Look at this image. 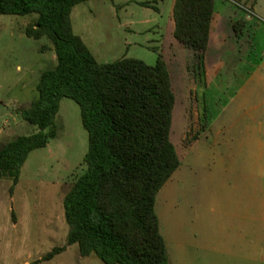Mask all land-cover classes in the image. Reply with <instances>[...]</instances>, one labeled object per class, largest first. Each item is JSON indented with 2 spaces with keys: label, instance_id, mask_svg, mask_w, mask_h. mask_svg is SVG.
Instances as JSON below:
<instances>
[{
  "label": "rangeland",
  "instance_id": "obj_1",
  "mask_svg": "<svg viewBox=\"0 0 264 264\" xmlns=\"http://www.w3.org/2000/svg\"><path fill=\"white\" fill-rule=\"evenodd\" d=\"M175 1L91 0L73 9L72 27L101 64L129 58L155 66L162 55L168 65L176 95L171 140L182 165L156 212L170 264H264L254 243L256 198L264 204V0H221L236 11L235 23L253 19L207 50L198 78L195 52L174 37ZM36 18L0 15V144L39 132L23 111L58 60L50 39L26 36ZM56 127L48 146L30 154L13 192L10 178L0 182V264H104L67 245L64 200L86 171L89 149L75 101L62 100ZM54 249L63 250L42 261Z\"/></svg>",
  "mask_w": 264,
  "mask_h": 264
},
{
  "label": "trees",
  "instance_id": "obj_2",
  "mask_svg": "<svg viewBox=\"0 0 264 264\" xmlns=\"http://www.w3.org/2000/svg\"><path fill=\"white\" fill-rule=\"evenodd\" d=\"M89 1L0 0V15L37 17L25 34L50 39L58 60L41 76L38 99L23 111L39 132L0 144V182L10 178L15 190L30 154L57 136L61 102L71 99L81 108L89 149L86 171L64 200L67 245L104 264H170L156 202L182 165L171 140L176 104L171 74L162 55L155 66L129 58L99 63L71 21L73 9ZM215 9L216 0H176L173 8L174 37L195 52L196 78L205 73ZM245 26L241 20L234 29L240 34Z\"/></svg>",
  "mask_w": 264,
  "mask_h": 264
},
{
  "label": "crops",
  "instance_id": "obj_3",
  "mask_svg": "<svg viewBox=\"0 0 264 264\" xmlns=\"http://www.w3.org/2000/svg\"><path fill=\"white\" fill-rule=\"evenodd\" d=\"M230 2H222L221 0H216V9L214 13V18L211 25V33H210V43L208 48V56L210 51L216 47V45H222L224 40V36L233 33L236 35V31L234 30L235 21L232 20L234 17L232 14H236V11L230 8ZM237 10L238 20L242 19L240 9L234 8ZM253 19V16L249 14L245 16L244 21L249 22ZM264 204L263 202L257 203L255 205V252L256 255H260L261 261L264 259V238L262 234V224L264 221Z\"/></svg>",
  "mask_w": 264,
  "mask_h": 264
},
{
  "label": "water",
  "instance_id": "obj_4",
  "mask_svg": "<svg viewBox=\"0 0 264 264\" xmlns=\"http://www.w3.org/2000/svg\"><path fill=\"white\" fill-rule=\"evenodd\" d=\"M25 115H27V113H25Z\"/></svg>",
  "mask_w": 264,
  "mask_h": 264
}]
</instances>
